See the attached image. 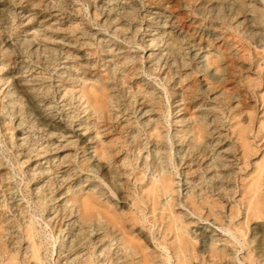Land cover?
<instances>
[{
    "label": "bare ground",
    "instance_id": "6f19581e",
    "mask_svg": "<svg viewBox=\"0 0 264 264\" xmlns=\"http://www.w3.org/2000/svg\"><path fill=\"white\" fill-rule=\"evenodd\" d=\"M118 1H100L107 19L93 34L77 24L53 38L32 26L12 43L58 57L47 87L55 108L43 80L10 82L0 52L3 115L28 103L46 127L18 130L29 201L0 154V264H264V0H151V11ZM135 15L149 18V36L130 26ZM76 45L95 48L96 65L80 62ZM93 74L102 92L86 91ZM194 74L207 84L193 86ZM120 204L129 225L111 213Z\"/></svg>",
    "mask_w": 264,
    "mask_h": 264
},
{
    "label": "rangeland",
    "instance_id": "374dc122",
    "mask_svg": "<svg viewBox=\"0 0 264 264\" xmlns=\"http://www.w3.org/2000/svg\"><path fill=\"white\" fill-rule=\"evenodd\" d=\"M101 0H0V52L3 50L7 52L10 57V63L8 66V74L10 76V82L20 81L22 79H31L32 77L39 78L43 80V85L41 87V97L53 108L57 107L58 97L51 89L52 92H47V87L51 86V83L55 81L57 71L63 66H59L60 63L58 57L53 51L46 53H39L36 55L30 54V51L22 48V46H13L12 43L17 40H21L26 35V30L29 27L35 26L47 37H55L56 31L59 28H68L70 26H75L77 24L87 25L88 32L93 34L98 26L106 23V15L99 9ZM105 1V0H103ZM107 1V0H106ZM183 2V0H179ZM141 0H119V5H123L127 10H132L134 8L139 9V4ZM146 9L151 11L153 9V3L151 0H144ZM59 10L60 12H57ZM120 12V11H119ZM153 13L155 11H152ZM62 13V14H61ZM114 13V12H113ZM61 14V16H59ZM112 14L111 18L114 19L113 22L115 26H120V16ZM138 15V14H137ZM135 15L130 22V26L133 28H139L142 26V30L146 28L147 32H141L140 39L142 36H149V18L142 21L138 16ZM144 15V14H143ZM25 19H33L31 23L22 22ZM95 29V30H93ZM154 34V33H153ZM179 37L183 35V31H178ZM133 34H127L124 38L132 39ZM184 36V35H183ZM182 36V37H183ZM148 40V38H146ZM19 42V41H17ZM21 42V41H20ZM254 53L253 47H250ZM74 54L78 57V60L83 63L89 61L92 65H96V55L95 48L79 47L76 45ZM136 51V49L134 50ZM258 52V51H257ZM216 56L215 52H212L210 57L214 58ZM89 81L85 87L86 91L92 89L98 90L97 92H102V87L100 83L96 82L95 75L89 77ZM193 86H197L198 83L203 85L207 84L206 79L202 74H194L190 80ZM141 85L135 83L134 86ZM6 90V86L0 85V154L2 155L5 162L10 161L11 166L7 168L9 174V180L11 182L14 191L20 196L24 197L25 201H29L30 191L28 188V183L26 177L24 176L25 166L19 167L16 165L15 153L17 152L16 144L18 142L19 128H26L31 131L39 132L45 129L39 114L37 111L32 109L28 103L26 104V111L22 116H16L13 120H9L4 113H2L3 105L2 100ZM262 108H260L261 110ZM36 140L39 141V135ZM120 138L117 134H109L106 138L107 145L118 147ZM80 151H78V154ZM82 154L80 155V157ZM259 160L257 156L255 162ZM254 163V162H253ZM7 164V163H6ZM4 174V173H3ZM88 192L84 193V198H86ZM101 211L108 208L106 202H101L98 205ZM4 209L0 208V211ZM26 212L28 215H32L39 221L38 227L43 226L40 209L33 202H29L26 205ZM111 213L115 214L122 220L126 225L130 224L131 210L130 207L126 205H118L116 209H111ZM2 226L0 220V227ZM132 235L140 239L137 236V232L132 233ZM45 264H53L49 261V258Z\"/></svg>",
    "mask_w": 264,
    "mask_h": 264
}]
</instances>
